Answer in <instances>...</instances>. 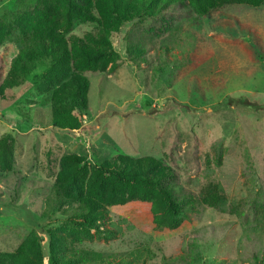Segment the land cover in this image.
<instances>
[{
  "label": "rangeland",
  "instance_id": "374dc122",
  "mask_svg": "<svg viewBox=\"0 0 264 264\" xmlns=\"http://www.w3.org/2000/svg\"><path fill=\"white\" fill-rule=\"evenodd\" d=\"M18 11V0H0V16ZM223 13L207 19L191 9L114 33L119 68L80 71L91 85L90 110L83 115L92 128L75 134L53 128L50 97L34 86L44 68L9 91L17 98L0 101V140L13 136L16 163L12 171L0 170V253H15L35 229L46 249L45 232L63 218L45 216L63 155H81L98 166L124 153L170 165L182 198L198 201L210 181L220 183L227 204L197 202L178 234L155 231L151 206L132 204L110 215L118 239L75 245L77 254L112 264L135 251L149 264H257L264 255V114L221 104L246 96L264 105V56L257 50L260 45L264 51V7L234 5ZM225 17L239 22L236 37ZM95 31L77 21L68 39ZM131 45L146 49L140 68L127 58Z\"/></svg>",
  "mask_w": 264,
  "mask_h": 264
},
{
  "label": "trees",
  "instance_id": "16d2710c",
  "mask_svg": "<svg viewBox=\"0 0 264 264\" xmlns=\"http://www.w3.org/2000/svg\"><path fill=\"white\" fill-rule=\"evenodd\" d=\"M234 5L261 8L264 0H18V12L0 16V101H14L17 97H10L9 91L24 86L34 72L44 68L34 86L50 97L53 128L70 134L92 128L84 117L90 110L91 85L80 71L104 72L109 65L110 71L119 68L120 57L112 42L114 33L130 23L191 9L207 19L224 17V10ZM77 21L94 25L96 31L84 37L73 36L70 41L68 35ZM229 22V35L236 37L234 27L239 22ZM257 50L264 56L260 45ZM145 53L140 45L127 48L128 60L138 68L144 64L141 57ZM221 105L239 113L264 114V105L246 96L230 97ZM15 147L12 135L0 140L1 171L14 169ZM59 160L45 216L60 214L61 223L45 232L46 249L35 229L15 253H0V264H44L46 257L50 264H112L94 255H79L73 249L94 239H118L120 231L111 223L113 211L125 210L132 204L150 205L154 230L178 234L184 229L187 211H195L197 202L216 208L228 201L222 184L213 181L202 189L198 201L182 198L173 183L174 169L152 156L135 158L119 153L98 166L77 154H65ZM93 258L102 263L86 261ZM164 263L176 264L167 260ZM114 264L149 263L143 252L135 251ZM257 264H264V255Z\"/></svg>",
  "mask_w": 264,
  "mask_h": 264
}]
</instances>
